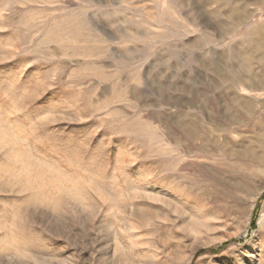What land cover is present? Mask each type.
Masks as SVG:
<instances>
[{"label":"rangeland","instance_id":"374dc122","mask_svg":"<svg viewBox=\"0 0 264 264\" xmlns=\"http://www.w3.org/2000/svg\"><path fill=\"white\" fill-rule=\"evenodd\" d=\"M0 264H264V0H0Z\"/></svg>","mask_w":264,"mask_h":264},{"label":"trees","instance_id":"16d2710c","mask_svg":"<svg viewBox=\"0 0 264 264\" xmlns=\"http://www.w3.org/2000/svg\"><path fill=\"white\" fill-rule=\"evenodd\" d=\"M219 249H220V248H218V249H211V250H208V251H206V252H204V253L215 254L216 252H218Z\"/></svg>","mask_w":264,"mask_h":264},{"label":"bare ground","instance_id":"6f19581e","mask_svg":"<svg viewBox=\"0 0 264 264\" xmlns=\"http://www.w3.org/2000/svg\"><path fill=\"white\" fill-rule=\"evenodd\" d=\"M245 158V157H244ZM255 158V157H254ZM250 160V159H249ZM252 160V159H251ZM254 161V160H253ZM256 162V161H255ZM172 176V175H171ZM173 177V176H172ZM174 179V178H173ZM175 179H176V177H175ZM194 187H195V185H194ZM189 191H191V190H189Z\"/></svg>","mask_w":264,"mask_h":264}]
</instances>
